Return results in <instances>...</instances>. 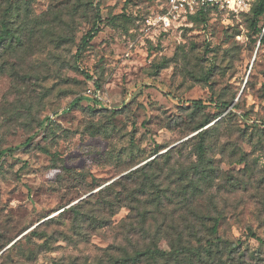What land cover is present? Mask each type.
I'll list each match as a JSON object with an SVG mask.
<instances>
[{"label": "rangeland", "instance_id": "rangeland-1", "mask_svg": "<svg viewBox=\"0 0 264 264\" xmlns=\"http://www.w3.org/2000/svg\"><path fill=\"white\" fill-rule=\"evenodd\" d=\"M10 1L0 0V22L14 32L0 41V264L98 262L128 208L86 236L69 207L116 200L122 184L101 195L98 187L207 118L209 132L195 140L218 170L207 195L225 218L221 234L264 253L247 231L264 238V14L257 28L249 9L165 30L161 0H30L29 16L19 0L11 19Z\"/></svg>", "mask_w": 264, "mask_h": 264}, {"label": "trees", "instance_id": "trees-1", "mask_svg": "<svg viewBox=\"0 0 264 264\" xmlns=\"http://www.w3.org/2000/svg\"><path fill=\"white\" fill-rule=\"evenodd\" d=\"M22 1L26 6L23 15H32V9H28L30 0ZM166 1L161 0V11ZM19 3V0L10 1L6 7L10 19L13 15L21 16L23 8ZM251 9L253 24L257 28L259 18L264 14V0H256ZM211 11L201 9L188 15L187 19L204 22ZM96 26L94 24L83 42L93 38ZM13 34L7 22L1 19V43ZM68 39V36L60 38L62 42ZM16 40L21 42V38ZM263 41L264 30L260 39L261 43ZM6 50L14 52V42L8 44ZM3 70L4 67L0 68V72ZM192 103L196 110L205 106L202 100ZM218 106L227 108L228 103L221 102ZM211 121L210 118L205 119L197 126V131L202 129L195 135L130 168L113 182L99 186L102 187L97 192L101 195L122 184L124 194L116 200L103 199L101 206L85 210L87 202L82 199L69 207L73 208L74 220L81 230L86 231V236L109 227L111 217L121 208L129 210L116 227V242L103 250L97 264H264L263 252H250L240 239L221 234L225 218L214 203V197L207 195L210 183L219 177L218 170L208 157L205 142L195 140V137L205 138L210 126H204ZM191 141V151L188 152L187 144ZM241 185V182L234 184L233 191L241 189ZM247 231L251 238L264 244V238L253 228ZM163 235L166 240L165 246L161 247L159 243Z\"/></svg>", "mask_w": 264, "mask_h": 264}, {"label": "built area", "instance_id": "built-area-1", "mask_svg": "<svg viewBox=\"0 0 264 264\" xmlns=\"http://www.w3.org/2000/svg\"><path fill=\"white\" fill-rule=\"evenodd\" d=\"M256 0H167L163 11L156 17V21L165 29H170L173 24L188 15L201 9L226 10L240 13L251 9Z\"/></svg>", "mask_w": 264, "mask_h": 264}, {"label": "water", "instance_id": "water-1", "mask_svg": "<svg viewBox=\"0 0 264 264\" xmlns=\"http://www.w3.org/2000/svg\"><path fill=\"white\" fill-rule=\"evenodd\" d=\"M111 182H113V181H111ZM109 183H110V182H109ZM109 183H107V184H109ZM99 188H101V187H99ZM99 188H98V189H99Z\"/></svg>", "mask_w": 264, "mask_h": 264}]
</instances>
